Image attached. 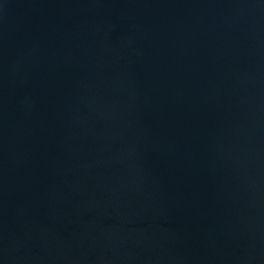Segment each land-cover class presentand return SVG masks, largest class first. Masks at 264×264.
Instances as JSON below:
<instances>
[{
	"label": "water",
	"instance_id": "95a60500",
	"mask_svg": "<svg viewBox=\"0 0 264 264\" xmlns=\"http://www.w3.org/2000/svg\"><path fill=\"white\" fill-rule=\"evenodd\" d=\"M0 264H264V0H0Z\"/></svg>",
	"mask_w": 264,
	"mask_h": 264
}]
</instances>
